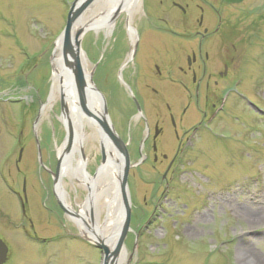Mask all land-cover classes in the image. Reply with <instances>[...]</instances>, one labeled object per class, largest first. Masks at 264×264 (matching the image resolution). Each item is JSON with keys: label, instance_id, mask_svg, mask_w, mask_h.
<instances>
[{"label": "rangeland", "instance_id": "rangeland-1", "mask_svg": "<svg viewBox=\"0 0 264 264\" xmlns=\"http://www.w3.org/2000/svg\"><path fill=\"white\" fill-rule=\"evenodd\" d=\"M74 1L0 0V238L11 247L8 264H101L103 258L75 222L89 191L78 180L63 177L71 206L70 210L62 204L64 213L57 205L53 176L61 163L58 148L67 138L63 97L51 100L55 43ZM172 1L188 5L189 14L174 9ZM208 3L219 0H140L131 14L121 11L113 17L109 29L90 28V20L100 18L105 10L103 5H92L84 14L81 50L92 84L105 99L110 122L124 141L133 142V134L143 125L133 117L130 97L156 83L147 78L146 61L159 55L153 60L163 68L168 64L163 53L176 58L172 69L182 79L177 69L197 48L196 32H203V27L198 28L200 15H204L203 26L211 25L213 30L218 24ZM222 18L226 23L213 39L226 37L238 48L237 88L246 98L244 108L233 111L235 92L225 94L232 79L223 82L217 89L222 98L226 96L225 113L210 126V136L196 135L190 159L165 180L166 163L140 164L137 154L131 157L132 217L124 241L128 251L124 264H264V122L248 105L250 101L264 110V0L224 7ZM152 61L148 66L153 67ZM182 96L180 111L187 98ZM143 102L151 109L160 108L159 101ZM203 107L204 100L192 107L185 123L200 120ZM237 114L239 121L234 119ZM90 132L87 126L78 157L83 154L89 159L86 173L95 176L102 165L101 150L99 142L88 138ZM21 147L28 192L38 197V212L32 210L31 217L39 241L17 227L20 207L9 188L22 189L23 178L16 168ZM131 147L136 149L135 143ZM88 214L95 217L93 211ZM99 216L104 223L107 210Z\"/></svg>", "mask_w": 264, "mask_h": 264}, {"label": "flooded vegetation", "instance_id": "flooded-vegetation-1", "mask_svg": "<svg viewBox=\"0 0 264 264\" xmlns=\"http://www.w3.org/2000/svg\"><path fill=\"white\" fill-rule=\"evenodd\" d=\"M241 1L242 0H219L218 4H207V8L212 9L217 15L218 24L211 30V25L203 26L205 22L204 15H200L198 28L201 29V27H203V32L200 30L196 32V36L199 39L197 48L192 51L191 55L185 57L184 63L181 60L183 66L177 69L182 73V79H178V76H174L175 71H173L172 66L176 58H168L167 55L163 53L165 61L169 64H163V68L153 60V58L159 55H153L149 61H146L147 64L145 69L148 76L147 78L152 82H156L155 86L151 87L147 84L145 93H139L135 98L130 97L135 111L133 117L134 119L137 117L140 122H143L142 128H139L138 131L133 134V142L129 140L124 141V138L118 134L127 147V152H129L130 155V162L131 157L137 154V156H139V162H141L140 164H145L149 161L154 162L156 165L159 163H166L167 167L163 175L164 180L169 174L172 173L174 175L176 173V167L179 164L183 166L184 163L190 159L196 144V135L199 134L200 136L202 133V135L207 134V136H210V126L215 123L219 115L225 113L227 109V105L224 106L226 103V96L222 98V96L218 94L217 89L223 82H228L229 80L231 82L232 79L231 85L227 87L225 94L227 95L228 93L235 92L237 100L234 101L233 111H240L244 108L246 98L243 97L239 88H237L239 80L241 79V59L238 56V48L232 40L226 37L213 39V35L219 34L222 30V24L226 23L222 18L223 8L239 4ZM172 5L174 9L181 12L184 16H187L190 12L188 5L184 7L175 1ZM196 6L203 13L205 12L203 7L199 5ZM166 32L169 33L171 31L168 30ZM207 42H211L209 45L210 50L204 47ZM150 61L154 63L153 67L151 65L148 66ZM141 94H143V97ZM183 94H185L187 98L184 102V108L180 111L179 109L182 107V103L178 99L183 97ZM151 99L159 101V109H151L150 105L143 102V100L149 101ZM203 100L204 109L201 111L200 120L192 124H190V121H186L185 123L183 120L185 115L188 114V112L193 113L194 110L192 107L200 106ZM252 110L255 109L252 108ZM255 112L257 113L256 110ZM258 116H260L261 122H264V116L260 114H258ZM234 119L239 121L241 117L237 114L234 116ZM69 132L72 133V130L67 128L66 141H70ZM73 136L70 142L73 141ZM100 143L101 142H99V144ZM132 143H135L136 149L134 150L131 147ZM37 145L39 147L38 143ZM24 150L25 149L21 147L18 155L19 159L16 162L18 174L23 178L21 192L12 185L9 188L11 190L10 193L17 198L20 207L21 218L17 227H22L26 237H29L32 241H39L40 237L34 231L36 227L35 221L34 218L31 217L32 210L38 212V197L28 192V181L23 175L25 169L22 168ZM38 153L41 155V149L38 150ZM82 156L85 158V155L82 154ZM100 160L102 161V154ZM198 171L193 170V172ZM59 172L57 168L56 173L53 175L55 182L57 179V183L60 180ZM91 177H96V173L95 176ZM168 186L167 184V187ZM66 194H68L67 190ZM57 205L61 211L66 213L60 200L57 202ZM21 224L24 226H21ZM27 224L34 231L32 234L30 233L31 230L26 227L28 226ZM1 239L3 240V238ZM8 248V260L5 264H8L12 260L11 247L8 246Z\"/></svg>", "mask_w": 264, "mask_h": 264}, {"label": "bare ground", "instance_id": "bare-ground-1", "mask_svg": "<svg viewBox=\"0 0 264 264\" xmlns=\"http://www.w3.org/2000/svg\"><path fill=\"white\" fill-rule=\"evenodd\" d=\"M139 1L98 0L94 5H103L105 10L101 13L100 18L90 20V28L92 26L112 28L111 21L115 14L118 11H127L131 14L139 6ZM81 56L83 72L88 85L86 100L91 116L85 115L81 110L72 70L65 67L59 51L54 56L51 100H56L59 95L63 97L66 109L62 115V121L69 130H72V135H74L72 142L67 140L58 148L57 154L60 156L61 163L60 180L56 184V196H58L60 203L71 210L68 195H66L64 185H62V178L76 179L79 184L84 185L90 196L87 202L82 205L80 212L77 213L75 222L78 224L81 234L86 238L105 243L109 250L113 251L124 217L119 183L123 163L120 154L117 153L113 143L104 136L101 125L98 123L97 117L101 118L104 104L101 95L96 92L94 85H92L86 56L84 53ZM87 126L91 129L88 138L93 142H102L108 158L107 164L98 169L96 177H91L90 174L86 173L85 166L89 159L83 156L78 157L82 149V141L86 138L83 132ZM103 210H107L108 217L104 223H101L99 215ZM91 211L95 213L93 218L88 214ZM127 257L128 251L123 248L117 259V264H124Z\"/></svg>", "mask_w": 264, "mask_h": 264}, {"label": "water", "instance_id": "water-1", "mask_svg": "<svg viewBox=\"0 0 264 264\" xmlns=\"http://www.w3.org/2000/svg\"><path fill=\"white\" fill-rule=\"evenodd\" d=\"M98 0H75L71 4V8L67 15V21L65 24V28L62 31L61 35L57 39L56 48L59 50L60 55L62 57L63 63L65 67H68L72 70L74 76V86H76L77 96L79 98V103L81 105V109L83 113L86 115H92L89 107L87 105L86 100V89L88 87L82 66V46L81 41L83 38V34L86 31L82 28L84 14L91 9L92 5H94ZM120 12L115 14H119ZM96 92L101 95L97 88H95ZM102 97V95H101ZM103 101V111L101 113V118L97 117L98 123L101 125L102 132L106 138H108L111 143L115 146L117 153L120 154L122 168H121V176H120V192H121V202L122 208L124 212V217L122 220V226L120 228V233L116 240V245L113 251L109 250V247L105 243L98 242L96 240H91L98 249L101 250L103 253L102 264H117V259L119 258L120 254L123 251L125 239L127 235L130 233V226H131V217H132V202L130 200V193H129V174L130 169L133 167L132 163L130 162V155L127 152V147L125 143L121 140L118 133L115 132L113 125L110 122V117L108 114L107 104H105V100L102 97ZM249 105L256 109L260 115L264 116V111L261 110L259 107L249 103ZM62 110L65 111L66 107L64 106V101L62 102ZM70 141L72 138V133L69 132ZM101 144V154H102V161L101 166L107 164L108 158L107 154L105 153L104 144ZM60 166L58 167L59 172ZM57 176V175H56ZM58 178V176H57ZM9 248L7 244L0 239V264H5L8 260Z\"/></svg>", "mask_w": 264, "mask_h": 264}]
</instances>
